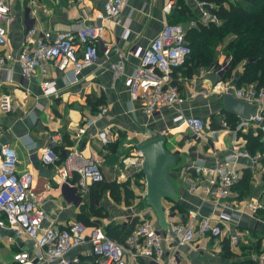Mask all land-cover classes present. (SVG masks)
<instances>
[{
    "label": "crops",
    "instance_id": "crops-1",
    "mask_svg": "<svg viewBox=\"0 0 264 264\" xmlns=\"http://www.w3.org/2000/svg\"><path fill=\"white\" fill-rule=\"evenodd\" d=\"M168 1L128 0L122 10L120 23L115 24L112 20L92 16V8L100 5V0H8L10 18L4 23L7 28V44L0 46V54H15L21 48L23 14L26 7H29L28 13L34 19L36 28L43 31L65 30L80 22L102 24L105 43L113 45L118 39L117 45L126 52L127 71H131L133 65L138 62L141 50L164 24L177 23L187 30L191 27L220 23L219 19L216 21L213 17L216 15L211 9L217 5L211 1L172 0L171 8L167 9ZM223 5L226 6L227 3L224 2ZM232 38L233 36L227 37L216 47L211 62L222 59L224 46ZM208 65L209 63L202 64L188 57L182 65L172 71L179 93L185 98L181 104L183 114L198 116L205 123L206 134L202 138L195 137L187 128L179 125V120L173 119L175 110L169 106L161 107L153 117L145 114L142 103L130 98L122 81L112 79L107 64L87 66L77 79L71 71L62 74L48 64L46 72L37 70L23 84L17 64L7 61L1 65L0 145L7 143L14 148L18 172H33L31 195L41 198L39 205L47 215L44 224L52 223L60 228L69 220L77 219L83 214L88 220L96 221L95 225L104 228L112 224L125 226V221L131 222L134 219L136 224L145 217L159 226L155 211L144 199L146 181L143 172L124 181L126 187L135 193V200L143 198V207L134 206L132 200L128 203L129 198L125 197L123 191L124 182L119 183L113 179L115 166L120 163L121 158L136 150L137 145L143 141L146 129L155 130L159 124L172 128L166 135V145L171 151H177L176 163L170 168V175L178 201L172 203L168 199H162V205L169 209L175 218L190 208H198L201 213L215 218L219 207L214 206L206 195L210 176L201 174L198 179L192 171H185L184 166L196 158H202L200 160L204 164L211 165L214 160L221 159L227 153L233 134L222 128L219 121V114L225 113L221 108L220 93H233V89L245 84L238 85L241 64L234 66L222 78L207 71ZM44 81L51 84L50 91L46 93L40 87ZM190 93L193 94L192 97H189ZM98 99H102L98 105L107 107L105 114L101 119L87 125L83 133H78V128L84 125L91 112H96L91 109ZM260 110L264 115V103L261 104ZM234 117L237 120L240 118L235 115ZM82 120L84 123H81ZM107 126L110 141L103 145L96 133ZM211 129L216 130L214 137L208 135ZM247 132L258 134L260 140L264 141V119L257 126L237 131L245 146L244 134ZM117 133L121 135L120 138L126 136L129 141L115 142ZM114 134L115 138L112 137ZM212 139L215 141V152L208 147V142ZM51 141L60 154V160L69 148H77L86 156L90 153L103 154L104 163L101 170L104 178L101 181L114 183L117 190L111 193L109 189H102L98 191V196L91 197V192L98 186L92 184L82 204L76 206L65 202L55 167L43 165L38 158L40 148ZM125 147L133 149L126 154L123 149ZM246 148L252 154L259 153L261 157L257 162L239 158L235 163L240 171V179L248 172V186L243 187V182L239 179L233 186L231 195L227 197L230 210L235 215L229 220L225 231L227 234H237V244H230L226 237H197L194 242L183 248V252L181 251L182 264H250L255 263L250 258L251 254L264 251V206L252 213L246 205L249 200L264 204V151H251L247 146ZM92 208L97 211L92 212ZM1 234L0 264H17L12 259V253L16 250L32 251L29 239L13 237L6 228L1 230ZM88 250L89 244L84 242L71 249L67 257H77L76 264H94L92 257L88 256ZM139 261L147 264L145 260Z\"/></svg>",
    "mask_w": 264,
    "mask_h": 264
},
{
    "label": "built area",
    "instance_id": "built-area-1",
    "mask_svg": "<svg viewBox=\"0 0 264 264\" xmlns=\"http://www.w3.org/2000/svg\"><path fill=\"white\" fill-rule=\"evenodd\" d=\"M128 0H100V5L92 8V16L98 19H109L115 24L120 23L122 10ZM204 2H201L203 4ZM172 0L166 4L170 9ZM24 8L23 42L17 53L0 54V66L10 61L19 68L21 84L29 80L39 70L46 72L50 64L57 71L66 74L71 71L77 79L80 72L87 66L107 64L113 80H121L127 88L130 98L142 103V110L153 117L161 107L169 106L175 110L174 120L187 128L195 137L202 138L205 123L202 118L193 115L185 116L181 104L184 102L179 88L174 82L172 71L182 65L191 54V46L186 39L185 29L177 23L164 24L148 44L141 50L138 62L131 71H127V54L115 43L103 40L104 26L99 23L80 22L72 24L68 29L56 32L43 31L36 28L34 19ZM217 21L218 18L213 16ZM10 18L8 0H0V46L7 44V28L4 23ZM102 53V55H101ZM231 68V55L225 51L218 62H210L207 71L224 77ZM48 81L41 83V90L50 91ZM233 94L247 102L257 104L256 113L249 119L239 118L234 127H230L225 113L219 114L222 128L231 132V147L221 158L211 165L204 164L196 158L184 166L185 171L193 172L198 179L201 174L210 176V185L206 195L214 206L219 207L215 218L203 214L198 208H190L175 218L169 209L165 210V227L156 225L150 218H143L136 223L122 242L109 237L101 225L87 226L79 219L69 220L63 227H55L52 223L44 224L47 215L39 205L41 198L31 195L34 181L33 172L16 170L17 155L13 147L7 143L0 145V240L1 230L8 229L13 237H24L31 242L32 251L16 250L12 259L17 264H76L77 257H67L74 247L88 242V256L94 264H182L183 248L190 245L197 237H226L229 243L236 245L237 234L225 231L229 220L235 215L230 210L227 197L231 195L233 186L240 179V171L235 163L239 158L258 160L259 153L252 154L245 143L238 137V130H247L257 126L264 119L260 110L264 103V86L256 88L254 84L233 89ZM192 93L189 97H192ZM107 107L102 105L88 120L78 128L83 133L85 127L99 120ZM213 118V116H212ZM98 131L96 136L103 145L110 138L107 130ZM172 128L166 124L157 125L156 134L167 135ZM216 130L208 131L210 137ZM208 147L215 152L214 139ZM39 160L43 165H52L60 180V191L65 202L80 205L90 186L104 178L101 166L104 157L101 153L84 155L77 148H69L60 160V154L51 142L40 148ZM143 156L139 150L121 158L115 166L113 179L124 182L142 172ZM247 207L252 213L264 206L261 202L249 200ZM130 223L125 221V225ZM12 238V237H10ZM182 251V252H181ZM254 264H264V251L251 254Z\"/></svg>",
    "mask_w": 264,
    "mask_h": 264
},
{
    "label": "trees",
    "instance_id": "trees-1",
    "mask_svg": "<svg viewBox=\"0 0 264 264\" xmlns=\"http://www.w3.org/2000/svg\"><path fill=\"white\" fill-rule=\"evenodd\" d=\"M207 1L217 5L211 11L217 16L220 23H210L208 26L191 27L185 30L186 39L192 50L189 57L202 64L210 63L216 47L222 44L227 37L233 36L224 46V50L231 55V68L226 74L234 66L241 64L242 71L238 77V85L254 84L256 88L264 86V0ZM224 2L227 3L226 6L223 5ZM101 102L102 99H98L93 104V111L97 109V105ZM225 114L230 126L234 127L237 120L236 117L227 112ZM244 136L246 138V146L251 151L256 149L264 151V141L260 140L258 134L253 135L247 132ZM247 179L248 172H245L240 179L243 182V187L248 186ZM93 184H98V186L97 189H93V193L91 192V197L98 196V191L100 192L102 189H109L111 193H114L115 189L117 190L114 183L99 181ZM117 195H115L116 199ZM125 197H128L127 193ZM91 211L95 212L97 210L92 208ZM262 213H264V210H262ZM77 219L83 221L86 225H95L97 223L96 221L88 220L83 214H80ZM135 220L125 226L112 224L103 228L109 237L122 242L132 230ZM250 264L254 263L250 262Z\"/></svg>",
    "mask_w": 264,
    "mask_h": 264
},
{
    "label": "water",
    "instance_id": "water-1",
    "mask_svg": "<svg viewBox=\"0 0 264 264\" xmlns=\"http://www.w3.org/2000/svg\"><path fill=\"white\" fill-rule=\"evenodd\" d=\"M220 98L222 110L229 114L249 119L256 113V103L247 102L230 91L221 92ZM166 143V135H157L155 130L148 128L143 141L136 147L143 156L142 172L146 181L144 199L155 211L159 226L163 228L166 225V208L162 205V199L172 203L178 201L170 175V168L176 163L177 151H171Z\"/></svg>",
    "mask_w": 264,
    "mask_h": 264
},
{
    "label": "rangeland",
    "instance_id": "rangeland-1",
    "mask_svg": "<svg viewBox=\"0 0 264 264\" xmlns=\"http://www.w3.org/2000/svg\"><path fill=\"white\" fill-rule=\"evenodd\" d=\"M98 107H100V105H98ZM91 110H93V106H92V109ZM98 110V108L96 109V111ZM92 114L94 113V112H91ZM91 114V115H92ZM83 122V120L81 121V123ZM84 123V122H83ZM120 134L119 133H117V137H116V139H115V142H117L118 140L120 141V142H125V141H129V139H127L126 138V136H123V137H121L120 138ZM113 138H115V134L112 136ZM121 145L123 144V143H120ZM121 147V146H120ZM125 151H126V154L127 153H129V151H131L133 148L132 147H125V148H123ZM123 150V151H124ZM125 183L126 182H124L123 184V191H124V195L127 193L128 194V197L127 198H129V201H128V203L130 202V200H132L131 201V203H133V205L134 206H136V207H143L144 206V201H143V198H139V199H134V197H135V193H133L130 189H128L127 187H126V185H125ZM125 186V187H124ZM138 195V194H137ZM134 199V200H133Z\"/></svg>",
    "mask_w": 264,
    "mask_h": 264
}]
</instances>
